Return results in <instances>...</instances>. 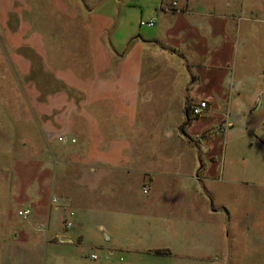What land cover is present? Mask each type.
Instances as JSON below:
<instances>
[{
  "label": "crops",
  "instance_id": "0c3cea01",
  "mask_svg": "<svg viewBox=\"0 0 264 264\" xmlns=\"http://www.w3.org/2000/svg\"><path fill=\"white\" fill-rule=\"evenodd\" d=\"M172 1L0 0V165L25 173L0 178V220L31 210L0 221V264L230 263L216 197L262 181L224 174L217 133L264 89V0Z\"/></svg>",
  "mask_w": 264,
  "mask_h": 264
},
{
  "label": "rangeland",
  "instance_id": "374dc122",
  "mask_svg": "<svg viewBox=\"0 0 264 264\" xmlns=\"http://www.w3.org/2000/svg\"><path fill=\"white\" fill-rule=\"evenodd\" d=\"M0 63L5 68V71H2L0 75L4 72L8 79L11 70L7 63L6 54L1 49ZM1 82L3 81L0 80V85L2 84ZM6 94H8V91L4 89L0 91V114H2L0 127L6 125L4 122L6 119L9 124L12 120H15L13 117L12 119L10 117L7 118L5 113H1V109H9L8 105L10 104L5 100L8 97L5 96ZM254 105L256 111L253 110ZM227 108L224 112L223 123L225 131L223 132L220 129L217 133L220 138V144L225 147L226 151L225 157L221 158V162L225 167L224 174L229 175L234 170L235 165L236 174L264 182V89L260 91L255 104L251 103L250 108L241 109L243 112H232L230 106ZM230 121L232 124H229ZM8 137L12 136L0 133V138L2 139H0V147L2 150H4L2 148L4 141ZM199 141L198 139L196 140V142ZM29 154L30 152L26 153L24 150L22 155L26 156ZM16 159L17 165L12 166L10 172L5 169L8 163L6 161L1 163L0 178L12 174L19 178L18 181L21 180L19 175L22 176L25 173L24 168L20 167V158L16 156L11 158L10 165L12 163L14 165ZM262 182L244 183L240 186L234 185L236 188L234 193L231 191L233 187L226 185L224 186V195L220 196V198L216 197L217 203H220V205L224 204L220 209L224 214V221L227 220L229 224L227 227L229 240H226L228 242L226 245H229L228 248L231 249L230 254H227L230 257L229 264H264V183ZM20 209V205H17L14 207L12 218L8 215H1L0 221L3 222L7 218H10L12 223L26 221L28 217H21L18 213Z\"/></svg>",
  "mask_w": 264,
  "mask_h": 264
},
{
  "label": "built area",
  "instance_id": "2783aa9c",
  "mask_svg": "<svg viewBox=\"0 0 264 264\" xmlns=\"http://www.w3.org/2000/svg\"><path fill=\"white\" fill-rule=\"evenodd\" d=\"M177 6H178V3L176 0H174V1H172V5L167 7L166 9L175 10V9H178ZM141 24L152 26L154 24V19L142 20ZM207 107H208V101L207 100H201L199 102L191 104L189 106V111H190V114L193 118H197V117H200L201 115H203V113L205 112ZM58 139L60 141H66L67 140L65 136H59ZM52 202L54 204L62 203L61 199L58 196H54L52 198ZM62 205H63V211H64L63 224H64L65 229H70L73 227V224H74V221H73L74 210L66 202H64ZM18 213L21 217L27 218L30 216L31 210L29 208H23V209H20ZM61 240H64V238H61ZM91 257L92 258H98V254L96 252H93V253H91Z\"/></svg>",
  "mask_w": 264,
  "mask_h": 264
},
{
  "label": "trees",
  "instance_id": "16d2710c",
  "mask_svg": "<svg viewBox=\"0 0 264 264\" xmlns=\"http://www.w3.org/2000/svg\"><path fill=\"white\" fill-rule=\"evenodd\" d=\"M186 124H188V120H187V122H185V125H186Z\"/></svg>",
  "mask_w": 264,
  "mask_h": 264
}]
</instances>
